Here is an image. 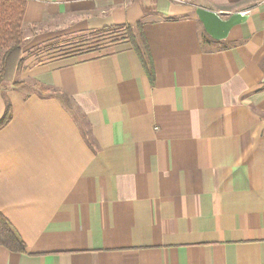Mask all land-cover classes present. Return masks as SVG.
<instances>
[{
	"label": "crops",
	"instance_id": "obj_1",
	"mask_svg": "<svg viewBox=\"0 0 264 264\" xmlns=\"http://www.w3.org/2000/svg\"><path fill=\"white\" fill-rule=\"evenodd\" d=\"M197 7L246 17L214 39ZM22 26L0 211L25 249L0 264H264V0H25Z\"/></svg>",
	"mask_w": 264,
	"mask_h": 264
},
{
	"label": "trees",
	"instance_id": "obj_2",
	"mask_svg": "<svg viewBox=\"0 0 264 264\" xmlns=\"http://www.w3.org/2000/svg\"><path fill=\"white\" fill-rule=\"evenodd\" d=\"M25 10V0H0V90L11 84L12 86L23 83L14 80L13 77L19 73L23 67L25 44L24 30L22 26L23 13ZM116 28L105 27L99 32L103 33L108 29ZM126 28V29H125ZM124 34L133 46L143 67L146 69L150 79H153L152 60L145 41L141 25L135 24L134 28L126 25ZM200 35V43H208L212 38L205 32ZM40 92H57L67 107H70L68 97L59 90L43 85L38 86ZM11 118V104L5 100V109L0 118V128L9 122ZM0 246H4L10 251L21 252L25 249V243L18 234L14 226L0 211Z\"/></svg>",
	"mask_w": 264,
	"mask_h": 264
},
{
	"label": "water",
	"instance_id": "obj_3",
	"mask_svg": "<svg viewBox=\"0 0 264 264\" xmlns=\"http://www.w3.org/2000/svg\"><path fill=\"white\" fill-rule=\"evenodd\" d=\"M195 12L207 34L214 39L225 38L230 28L246 17V14L242 10L230 14L227 18H221L213 10L203 7H197Z\"/></svg>",
	"mask_w": 264,
	"mask_h": 264
},
{
	"label": "rangeland",
	"instance_id": "obj_4",
	"mask_svg": "<svg viewBox=\"0 0 264 264\" xmlns=\"http://www.w3.org/2000/svg\"><path fill=\"white\" fill-rule=\"evenodd\" d=\"M24 30V29H23ZM26 31L24 30V36H25V40H26ZM110 34V33H109ZM77 35H73L70 37H68L69 39H66V40H60L61 44H57V46H50V47H47L48 45L42 47L40 50H41V53H44V56H49V54H52V53H56V52H60V53H67L71 50H74L76 47L80 46L81 49H85V48H92V47H97V45L99 44H103L104 41L106 40L105 38V33H99V34H96V35H85V36H77ZM95 36V37H94ZM82 38V39H81ZM72 39V40H70ZM68 41V42H67ZM63 42V43H62ZM66 42V43H64ZM48 53V54H46ZM18 76V73H16L13 77L14 80H18L17 78Z\"/></svg>",
	"mask_w": 264,
	"mask_h": 264
}]
</instances>
